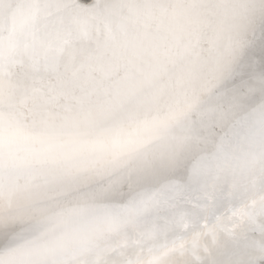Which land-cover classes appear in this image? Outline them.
Listing matches in <instances>:
<instances>
[{"label":"bare ground","instance_id":"1","mask_svg":"<svg viewBox=\"0 0 264 264\" xmlns=\"http://www.w3.org/2000/svg\"><path fill=\"white\" fill-rule=\"evenodd\" d=\"M177 1L183 6H177ZM199 1L202 2L191 6ZM165 2L171 10L164 14ZM184 2L188 4L185 7ZM109 4V12L90 20L93 37L98 32L101 42L108 35L116 41L106 54L99 57L97 71H100V77H105L107 68L112 66V70L119 64L122 67L120 71L116 74L112 72V78L104 83L86 84L84 72L74 74L83 61L79 53L74 59L70 58L68 52L45 58L43 52L48 41L58 34L63 35L69 26L73 27L75 35L74 19L89 18V10L95 7L79 9L76 17L74 14L64 15L57 5L50 4L37 26L31 24L30 28L16 32L19 47L15 53L9 52L5 40L3 60L0 61L3 65L0 68V116L5 120L16 118L36 128L44 124L61 126L74 119L82 120L88 112L103 126L115 121L125 126L130 122L145 120L152 124L139 129L137 141L141 147L138 151L119 158L110 154L100 156L105 161L103 167L94 168V163L99 160L93 161L89 157L65 162L38 157L30 151L10 152L5 149L0 152V168H7V171L11 170L22 177L5 181V186L0 185V198L4 195L0 201V212L4 211L0 215V264H127L124 255H130L127 241L118 243L119 251H111L116 249L110 243L111 236L102 234L124 224L121 221L116 223L117 213L140 199L155 196L162 200L167 186L187 185L196 166L209 169L225 167L222 152L225 147L223 140L219 139L221 132L249 107L246 101L239 100L230 113L216 110L211 97L203 92L215 83L212 78L213 73L215 75L217 72L213 69L217 57L199 65L193 63L184 70V49L186 55L192 54L191 46L198 42L191 38L190 30L201 31L208 18L210 26L206 24L208 27L202 29L217 34L216 25L228 16H222L220 23L216 19L218 12L212 11L214 3L211 8L205 7L204 0H109ZM15 6L16 0H11L6 8L10 7L11 11ZM57 10L62 13L58 14ZM3 25L7 30L8 23ZM129 29L132 31L128 32ZM28 30L31 34L35 32V37ZM210 33L203 32L201 40L208 38ZM25 43L29 45L27 50L24 49ZM217 52L220 55V49ZM105 55H108L109 63L101 64ZM70 62L73 70H67ZM24 63L28 65L17 68ZM220 63L224 66L221 60ZM59 66L65 70L62 75L81 77L78 90L75 94L67 91L70 89L67 80L62 81V89L54 82L46 84V90L51 98L62 97L60 102L57 104L55 100L46 102L45 98L39 99L43 95L35 91L38 87L35 76L39 73L45 82L50 78L48 73H60ZM159 66L160 70H157ZM252 77L258 79V76ZM34 100L38 102L37 109ZM27 101L28 109L23 107ZM106 101H111L112 112L104 119L99 109L101 106L108 107ZM256 101L261 105V98L257 96ZM57 112L62 116H55ZM30 114L33 118L28 122ZM17 183H20L19 186L14 187ZM262 197L264 188L248 201ZM180 205L176 203L173 207L175 213L181 210ZM147 216L150 220L145 223L156 231L162 229L164 221L172 215L159 206L140 217ZM158 216H161L160 221ZM60 220L64 225L92 220L93 223L88 224L93 227L76 240L59 236L53 242L49 235L48 242L45 241L48 233L57 230L52 224L61 223ZM25 229L34 238L28 239L33 244L27 247V252L40 247L25 259H13L22 248L24 235L21 233ZM127 233L134 240L139 236L140 229L132 227ZM172 238L171 233L159 234L152 241L140 243L150 245L147 248L139 247V244L131 247L136 248L133 252L146 249L143 256L138 255L143 258L144 264L150 258L148 254L157 250L162 254L161 264H168L171 254L164 253ZM101 240L106 241L108 245L105 248L110 252L101 251L98 255L91 250L96 249ZM90 251L94 255L92 258L87 255Z\"/></svg>","mask_w":264,"mask_h":264},{"label":"snow or ice","instance_id":"2","mask_svg":"<svg viewBox=\"0 0 264 264\" xmlns=\"http://www.w3.org/2000/svg\"><path fill=\"white\" fill-rule=\"evenodd\" d=\"M10 2L0 0V11ZM81 2L95 4L89 10L91 16L75 18V35L73 27H67L63 35L58 34L48 41L43 56H60L68 52L70 58L74 59L79 53L83 61L74 74L84 72L94 59L106 54L116 43L110 35L103 42L98 32L93 37L90 26L91 19L110 11L109 0H16V6L8 18V36L0 35V61L3 60L5 40L9 52L15 53L19 47L16 32L30 28L36 15L46 11L50 4L64 11L74 9ZM3 31L4 25L0 23V33ZM77 45L80 47L77 48ZM28 47L25 43L24 49ZM257 47L258 59L255 57ZM245 48L246 52L254 53L253 63L259 64V72L253 75L258 76L259 91L264 95V15L259 21V35L253 28V38L246 42ZM67 70H73L71 62ZM106 104L108 107L101 106L99 109L104 119L112 112L111 101H106ZM160 123L162 125L163 121ZM151 124L145 120L130 122L125 126L115 121L103 126L88 112L82 120L74 119L61 126L44 124L36 128L19 119L5 120L0 116V152L5 149L10 152L30 151L38 157L65 162L109 154L119 158L139 150L141 145L137 141V133ZM261 180L264 181V176ZM244 195L243 186L235 178L229 183L223 169L196 166L187 185L167 186L162 200L153 196L130 203L118 214L117 220L134 223L138 217L158 208L161 203L175 207L176 202L180 201L181 210L166 219L160 230L173 236L164 253L171 254L168 264H264V197L247 201ZM154 236L155 233H147L142 239H153ZM161 260L162 254L158 250L152 251L147 264H161ZM127 264H144V261L141 256H136L129 258Z\"/></svg>","mask_w":264,"mask_h":264},{"label":"water","instance_id":"3","mask_svg":"<svg viewBox=\"0 0 264 264\" xmlns=\"http://www.w3.org/2000/svg\"><path fill=\"white\" fill-rule=\"evenodd\" d=\"M204 1H206L205 7L210 6L211 8L212 2L214 3L212 6V11L214 13L218 12L216 19H219L220 23L223 19L222 16H224L225 14L228 16V18L222 21L221 24L216 25L217 34H215L214 31L210 33L209 30L202 29L206 26V24L210 26L211 21L208 18L205 19V23L201 27V31L199 29L190 30L191 38L196 39V41L198 42L191 46L192 54L186 55V49H184V70H186V68L193 63L195 65H199L206 61L208 62L212 57H217L216 63L213 65L214 72L217 71L215 75L213 73L212 78L213 80L215 79V83H213L211 87L206 88L203 93L207 94V97H211L210 100L214 104L215 109L220 110L224 114L230 113L234 104L239 100L246 101V104L249 107V109L245 111L238 119L232 120V123L228 124L225 129L222 130L221 138H219L223 140V144L225 147L222 149V152H224L225 161L223 165L225 167L221 169L224 170V175L226 176L229 183H231L233 178H235V180L243 186L245 192L244 199L248 201L252 199L255 194H259L260 191L264 188V181L261 180V177L264 176V95H262L259 91V78L257 79L252 77L254 76L253 73L259 72V64L253 63L254 53L252 51L246 52L245 45L246 42L250 41L253 38V28L256 29V34L259 35V21L261 16L264 15V0ZM201 2L202 1H199L195 4H192L191 6ZM92 5L95 4H85L81 2L70 12L64 10V15L74 14L77 17L79 15V9L84 10L85 8H89ZM187 5L188 4L184 2V7ZM163 6H165L164 14L171 10L169 6H166V2ZM177 6H183V4L180 1H177ZM41 7L43 8L42 4ZM48 10L49 7L46 9V11H41L40 13H38L32 24H35L37 26L40 17L43 14H46ZM10 12V7H5L3 11H0V23H8V18L11 14ZM57 13L60 14L62 12L57 10ZM227 20H229L230 24L227 22ZM130 31L132 30L129 29L128 32ZM7 32L8 31L4 27V31L0 33V35L6 37V35L8 34ZM203 32L210 33V36L206 39L202 38L201 40L200 36ZM28 33L31 34V31L28 30ZM34 33L31 34L33 37H35ZM31 35L28 36L29 40ZM189 38L190 37H188V39ZM219 49L220 55L217 52V50ZM258 55L259 49L257 47V49L255 50V57L257 59ZM107 58L108 55H105L101 64L109 63V60ZM98 59L100 60L101 58L98 57L97 59H94L88 70L84 71L86 84L104 83L111 79L112 76L119 72L122 68L119 64L118 66L113 67L111 70L112 66H110L106 69L108 74L105 77H100V71H97L99 69ZM220 60L222 63H224V66L221 65ZM25 65L28 64L24 63L17 68H22ZM156 69L160 70V66ZM58 70L61 75L60 73H48L50 78L45 82H43V78L39 75V73L35 76L34 81L38 84V87L35 91L41 92L43 95L42 97H38L39 99L45 98L44 101L46 102L55 100L57 104L58 102H60V98L62 97L55 96L51 98L48 96L49 93L46 90V84L49 85L54 82H56L58 88L62 89V81L67 80L70 85V89H68L67 91L75 94L78 90L81 77L79 75H76L75 77H69L68 75L66 76V74L62 75L65 73V70L61 66L58 67ZM112 72L114 74H112ZM62 77H64L65 79H62ZM36 93L37 92H35L34 95H36ZM257 96L258 98L262 99L261 105L256 101ZM34 97L39 102L38 98L36 96ZM69 98L74 100L72 96H70ZM36 100H34L35 109H37L38 107V102ZM23 107L28 109V101ZM55 116L61 117L62 113L57 112L55 113ZM32 118L33 117L30 114L28 116V122ZM239 121H241V124L239 123ZM226 141H228L227 145H225ZM89 158L93 159V161L99 160V162L94 163V168L105 166V161L103 160V158L96 156H91ZM10 160L12 161L11 158ZM216 168L218 167H215L214 169ZM14 179H22V177L17 176L16 172H11V170L7 171V168H0V185L5 186V181H12ZM19 184L20 183H17L14 187H18ZM149 189L152 190V186H150ZM176 203L181 204L180 201H177ZM161 205L165 206L171 215L175 213L173 207H170L163 203H161ZM149 220V216H147L146 218L138 217L134 223H124L121 226L116 227L115 229L104 231L102 232V234H109L111 236L110 243L116 246V249L111 251H119L118 243L122 240L127 241V248L130 252V255L124 254L125 260L127 261L129 258H135L138 255L143 256L146 251L145 249L143 251L140 250L133 252L136 248H133L131 246L139 244V247L147 248L150 245L140 243L144 241H152L159 234L165 235L160 231L161 229L152 231L150 224L147 225L145 223ZM158 220H161V216H158ZM132 227H138L140 229L139 236L136 238L137 240H131L128 236L127 230L131 229ZM147 233H155L154 238L147 240L142 239L144 234ZM107 245L108 244L106 243V241L101 240L96 249L91 251L100 255L101 251H108L107 248H105L107 247ZM98 248H100V250H98ZM91 251L87 253L89 258L94 257V255L90 254ZM148 255H150V253ZM148 255H146V257Z\"/></svg>","mask_w":264,"mask_h":264},{"label":"rangeland","instance_id":"4","mask_svg":"<svg viewBox=\"0 0 264 264\" xmlns=\"http://www.w3.org/2000/svg\"><path fill=\"white\" fill-rule=\"evenodd\" d=\"M4 196V195H3ZM2 197V196H1ZM3 200V198H0V201ZM162 207V208H161ZM166 208L165 206L163 205H160V209H164ZM167 210V209H166ZM4 211L0 212V215L3 214ZM116 216H118V213L116 214ZM25 217V216H23ZM59 222L61 223H55V224H52L53 226H55L57 228V230L51 232V233H48V236L45 238V239H42L43 242L47 241L48 242V237L49 235H51V239H56L57 237L59 236H64L66 237L67 239H73V240H76V239H79L81 238L82 236H84L92 227L93 225H89L88 223H93L92 220H86V222H79V221H75V222H69V223H66L65 225L62 223V221L60 220ZM119 221L117 220L116 223H118ZM79 223V224H78ZM82 224V225H81ZM51 225V224H50ZM62 225V226H61ZM80 225H81V228H80ZM35 225H33L34 227ZM76 226V227H75ZM78 226V227H77ZM90 226V227H89ZM100 226V225H99ZM116 226V225H114ZM86 228V229H83V228ZM62 230V231H61ZM64 230V231H63ZM79 230V231H78ZM61 231V232H60ZM24 232V233H23ZM69 233V234H68ZM27 234V235H26ZM21 235L23 236L24 238V243L22 244V248L13 256V259H17V258H20L21 259H25L24 257H26L28 254H32V253H36V251L38 250V248L36 250H34L33 252L29 253L27 252V247L30 246L31 244L33 243H29L28 242V239H31L32 238V235H29L28 234V230H23ZM34 239V238H32ZM55 239L53 240V242L55 241ZM45 240V241H44ZM52 242V243H53ZM46 246V245H45ZM26 254V255H24ZM18 260V259H17ZM16 260V261H17ZM68 261V260H67Z\"/></svg>","mask_w":264,"mask_h":264}]
</instances>
